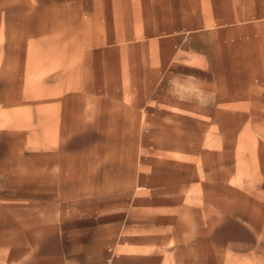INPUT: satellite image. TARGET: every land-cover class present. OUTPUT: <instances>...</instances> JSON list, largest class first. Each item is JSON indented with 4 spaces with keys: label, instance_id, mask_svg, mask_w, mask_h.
Listing matches in <instances>:
<instances>
[{
    "label": "rangeland",
    "instance_id": "obj_1",
    "mask_svg": "<svg viewBox=\"0 0 264 264\" xmlns=\"http://www.w3.org/2000/svg\"><path fill=\"white\" fill-rule=\"evenodd\" d=\"M96 1H0V79L20 92L0 111L3 204L36 206L53 227L19 263L264 264V24L237 28L231 48L218 36L211 86L185 87L201 101L144 102L113 78L93 87L78 61L82 29L96 25L94 15L81 19ZM221 1L211 0L217 9ZM257 1L228 4L235 18ZM244 134L259 150L238 144ZM12 214L0 224V264L15 248L1 233L21 226Z\"/></svg>",
    "mask_w": 264,
    "mask_h": 264
},
{
    "label": "crops",
    "instance_id": "obj_2",
    "mask_svg": "<svg viewBox=\"0 0 264 264\" xmlns=\"http://www.w3.org/2000/svg\"><path fill=\"white\" fill-rule=\"evenodd\" d=\"M105 1L97 0V11L85 13L81 19L88 22L89 15H94L91 21L96 25L92 30L88 26L82 29L78 61L86 64L85 69L82 67L93 87L111 88L113 78L116 86L128 88L129 95L136 93L144 102L201 101L185 98L199 93L185 87L211 86L208 81L218 69V36L222 39L223 34L224 46L231 48L237 28L264 24V0L255 2L253 12L246 16L241 13V18H234L228 4L232 0H222L218 9L211 0H112L111 10L107 11L111 20L105 16ZM108 23H113L110 37L105 36ZM65 55V62H69ZM4 79H0V111L17 103L9 99L11 93H20L13 89L19 84ZM1 176L0 224L9 209L3 203L10 191L8 175Z\"/></svg>",
    "mask_w": 264,
    "mask_h": 264
},
{
    "label": "bare ground",
    "instance_id": "obj_3",
    "mask_svg": "<svg viewBox=\"0 0 264 264\" xmlns=\"http://www.w3.org/2000/svg\"><path fill=\"white\" fill-rule=\"evenodd\" d=\"M0 1H4V0H0ZM49 7V6H48ZM132 8V7H131ZM48 9V8H47ZM130 9V8H129ZM132 10V12H133V9H131ZM128 11V10H127ZM62 12V11H61ZM56 13V12H55ZM55 16V15H54ZM52 17V16H51ZM52 19L50 18V21H51ZM69 22V21H68ZM74 24V23H73ZM59 25H57L56 27L52 24V26L51 27H53V30L55 31L54 33H57V32H62V31H64L65 30V28L64 29H60V28H58V29H56L57 27H58ZM56 29V30H55ZM246 103V102H245ZM248 103V102H247ZM236 106V105H235ZM253 106V105H252ZM250 107H251V105H250ZM249 107V108H250ZM231 110V109H230ZM235 111V110H234ZM231 112V111H230ZM236 112H237V110H236ZM240 112V111H239ZM242 112H243V110H242ZM243 114V113H242ZM241 114V115H242ZM250 114V113H249ZM234 115V114H233ZM237 115V114H236ZM240 115V116H241ZM246 115H247V113H246ZM245 115V116H246ZM238 116V115H237ZM243 117V116H242ZM251 117V116H250ZM243 119V118H242ZM245 120V119H244ZM243 124V123H242ZM239 126V125H238ZM250 126V125H249ZM256 126V125H255ZM254 126V127H255ZM259 126V125H258ZM241 127V126H240ZM251 127H253V124H252V126ZM233 128H235V127H233ZM232 128V129H233ZM245 129V128H244ZM248 129V128H247ZM251 129H253V128H251ZM256 129H259L260 130V127L258 128H256ZM241 130V129H240ZM242 131V130H241ZM241 131L239 132V133H241ZM244 131V130H243ZM258 131V130H257ZM263 131V130H262ZM248 132V131H247ZM249 132H250V130H249ZM252 132V131H251ZM260 132V131H259ZM251 134H253V132L251 133ZM237 135V134H236ZM249 136V137H248ZM224 137V136H223ZM230 139V138H229ZM260 141V140H259ZM221 142H224V141H221ZM236 142V141H235ZM261 142V141H260ZM262 143H263V141H262ZM234 144V143H233ZM238 144L239 145H243V146H246V147H243V148H247V147H250L249 145H251V146H257V143L254 141V139H252V137H250V135H247V134H244V135H240L239 136V138H238ZM260 144V143H259ZM264 144V143H263ZM259 146V145H258ZM258 146H257V149H258ZM259 148H262V147H259ZM234 149V148H233ZM259 150V149H258ZM222 151V150H221ZM224 151V150H223ZM227 151V150H226ZM240 151V150H239ZM228 152V151H227ZM256 153H258V151H256ZM214 154H215V152H214ZM237 154V153H236ZM216 155V154H215ZM235 155V154H234ZM262 155V154H261ZM259 156V155H258ZM216 158V157H215ZM257 159V158H256ZM259 159H261V156L259 157ZM263 160V159H262ZM261 162V161H260ZM52 164H48V166H46V168H45V171L46 172H49L50 171V169H51V166ZM261 165V164H260ZM236 167V166H235ZM262 167V166H261ZM17 168V167H16ZM239 168H241V167H239ZM242 169V168H241ZM38 170H39V168H38ZM261 170H264L263 168H261ZM260 170V171H261ZM20 171V170H19ZM237 171V170H236ZM230 172H232V171H230ZM240 172V171H239ZM238 173V172H237ZM262 173V172H261ZM31 175V174H30ZM239 175V174H238ZM238 175H237V177H238ZM241 175H242V173H241ZM222 176V178H223V175H221ZM221 176H220V178H221ZM229 176V175H228ZM232 176V178H233V174L231 175ZM246 176V175H245ZM250 176V175H249ZM236 177V176H235ZM246 177H248V174H247V176ZM225 178H226V176H225ZM240 178V177H239ZM238 178V179H239ZM231 179V178H230ZM234 179V178H233ZM221 180V179H220ZM227 180H229V179H227ZM235 180V179H234ZM264 180V179H263ZM207 181V180H206ZM208 183V182H207ZM212 183V182H211ZM225 183V182H224ZM204 184V183H203ZM228 184V183H227ZM217 185V184H216ZM225 185V184H224ZM199 186H201V185H199ZM206 186V185H205ZM221 187V189H222V185L220 186ZM219 187V188H220ZM224 187V186H223ZM228 187V186H227ZM229 187H230V185H229ZM233 187H235V186H233ZM232 187V188H233ZM216 188H218V187H216ZM218 188V189H219ZM196 189H197V187H196ZM202 189V188H201ZM221 189H219V191L221 190ZM236 189H237V187H236ZM200 190V189H199ZM205 190V189H204ZM212 190V189H211ZM238 190H239V188H238ZM241 190V189H240ZM218 191V190H217ZM232 191H234V190H232ZM237 191V190H236ZM242 191V190H241ZM240 191V192H241ZM200 192H202V191H200ZM235 192V191H234ZM238 192V191H237ZM240 192H239V195H240ZM246 192V191H245ZM195 193L197 194V192L195 191ZM242 193H244V192H242ZM234 194V193H233ZM202 195V194H201ZM208 195V194H207ZM235 195V194H234ZM248 195V194H247ZM218 196V195H217ZM232 196V195H231ZM238 196V195H237ZM244 196H246V195H244ZM243 196V197H244ZM251 196V195H250ZM207 197V196H206ZM241 197V196H240ZM239 197V198H240ZM242 197V198H243ZM249 197V196H248ZM247 197V198H248ZM215 198V197H214ZM217 199V198H216ZM244 199V198H243ZM206 200V199H205ZM247 200V199H246ZM255 200V199H254ZM254 200H253V204H254ZM208 201V200H207ZM215 201V200H214ZM213 201V202H214ZM219 201V200H218ZM238 201H239V199H238ZM211 202H209V204H210ZM216 203V202H215ZM219 203H220V201H219ZM242 203H244L243 201H242ZM8 204V203H7ZM194 204V203H193ZM222 204V203H221ZM233 204V203H232ZM238 204H240V203H238ZM244 205H246V203L244 204ZM219 207H220V205H218ZM222 206V205H221ZM234 206V205H233ZM248 206V205H247ZM247 206H246V208H247ZM253 206L254 205H252V209H253ZM258 206H259V204H258ZM261 206H262V204H261ZM7 207V206H6ZM199 207V206H198ZM208 207V206H207ZM228 207H229V204H228ZM232 207V206H231ZM238 207H239V205H238ZM36 208V206H27V207H25V205H23V207H20V208H17V209H14V210H10V209H8V211H7V213L8 214H12V213H14V214H17V216H15V215H11V216H13L12 218H16V219H20V221H21V226L19 227V226H13V225H9L8 227H6L7 229H5V230H3V232L1 233V239H2V241H3V243H5V242H7V243H9V245L10 246H12V247H15V248H13V249H11L9 252L8 251H6L5 252V254H7V255H3V258L4 257H8V258H10V263L11 264H20L19 262H20V256H22V255H32L34 252H35V249H36V242H37V239H38V236L39 235H41V233H43V234H45V235H51V233H52V229H53V227H52V220H51V215H50V213H45V217L43 218V217H40L39 216V213H37V210L35 209ZM257 208V207H256ZM204 209H205V207H204ZM226 209V208H225ZM228 209V208H227ZM237 209V208H236ZM240 210H241V208H239ZM257 209H259V207L257 208ZM230 210H234V209H231L230 208ZM230 210H227V211H230ZM242 211V210H241ZM257 211V210H256ZM224 212H225V210H224ZM235 212H236V210H235ZM237 212H239V211H237ZM255 212V211H254ZM19 213V214H18ZM207 213V212H206ZM231 213H233V211H231ZM212 214V213H211ZM210 214V215H211ZM203 215V214H202ZM209 214H206V216H208ZM213 215V214H212ZM216 215V214H215ZM232 215V214H231ZM205 216V215H204ZM214 217V216H213ZM220 217V216H219ZM203 218V217H202ZM205 219H206V217H205ZM211 221V220H210ZM214 221H215V219H214ZM219 221V220H218ZM213 223V222H212ZM12 224V223H11ZM207 224V223H206ZM216 224H218V223H216ZM202 225H204V224H202ZM208 225V224H207ZM206 226V225H205ZM204 226V227H205ZM201 227H203V226H201ZM200 227V228H201ZM208 228V227H207ZM40 230V231H39ZM203 230V229H202ZM40 237V236H39ZM41 238V237H40ZM2 245V244H1ZM244 263V262H243ZM243 263H241V264H243ZM233 264V263H232Z\"/></svg>",
    "mask_w": 264,
    "mask_h": 264
}]
</instances>
